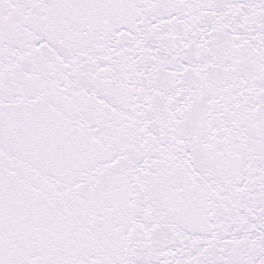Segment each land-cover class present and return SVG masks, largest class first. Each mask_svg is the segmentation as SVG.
<instances>
[{"label":"snow or ice","instance_id":"1","mask_svg":"<svg viewBox=\"0 0 264 264\" xmlns=\"http://www.w3.org/2000/svg\"><path fill=\"white\" fill-rule=\"evenodd\" d=\"M0 264H264V0H0Z\"/></svg>","mask_w":264,"mask_h":264}]
</instances>
